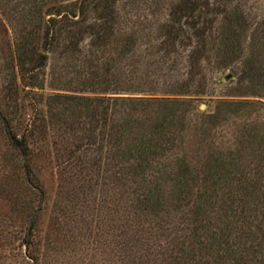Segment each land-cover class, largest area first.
I'll list each match as a JSON object with an SVG mask.
<instances>
[{"label":"trees","instance_id":"16d2710c","mask_svg":"<svg viewBox=\"0 0 264 264\" xmlns=\"http://www.w3.org/2000/svg\"><path fill=\"white\" fill-rule=\"evenodd\" d=\"M119 1L0 0V250L23 233L38 262L34 218L49 207L63 223H124L125 264H264V19L248 25L227 12L232 0H178L141 49L138 32L116 36ZM62 36L64 52L98 63L80 83L89 89L45 94ZM213 51L218 72L238 66L231 88L258 100L201 111L177 93L187 77L161 82ZM43 159L57 168L52 208Z\"/></svg>","mask_w":264,"mask_h":264},{"label":"rangeland","instance_id":"374dc122","mask_svg":"<svg viewBox=\"0 0 264 264\" xmlns=\"http://www.w3.org/2000/svg\"><path fill=\"white\" fill-rule=\"evenodd\" d=\"M174 1L178 0H120L117 4L118 25L115 29L116 36H119V33L121 34L119 37H122V34L123 36L127 33L134 34L132 32L133 30L138 32L141 37V49H144L146 45L154 43L159 35L155 21L161 19L160 17H163V15H167L168 7ZM232 1V5L226 7L227 12L229 13L234 8L239 10L245 15L248 25H254L264 19V0ZM5 10L7 13L8 10L6 8ZM227 15L231 16V14L223 13L219 19L221 20L222 17H227ZM48 18L45 16V20ZM64 39L65 36L60 37L58 47L49 54V62L45 69V94L66 93L63 89L69 82H74V86L72 87H76L77 83H79L81 89H89L86 86L83 88L80 83L83 81L86 82L87 78H84L83 75L90 70L93 63L95 66V63H98L94 62L96 59L94 56L93 59L91 58L92 62H89V58L85 60L84 56L86 55L84 54L75 55L74 53L64 52L63 48L67 46L64 43L66 41ZM83 44L82 46H87L86 43ZM83 53L86 52L83 51ZM97 54L98 58L101 55L104 56V53ZM175 58L180 57L175 56ZM1 63L0 77H2L4 71ZM219 63V53L217 54L213 51L209 63L203 60L195 68L193 73L188 75L184 74L181 77V71L172 72L169 75L165 71L164 75L161 74L159 77L161 82L168 80L174 85L180 80L179 78L187 77L184 80L185 82L180 80V83L186 84V86L188 85V88L183 87L177 90V93H186L188 96L184 97L195 98L196 104L201 111H213L215 101L218 99H259L250 97V94H248L250 90H233L231 86L237 81L238 76L236 77V72H238V66H231L228 69L218 72L217 67ZM159 66L156 65V67ZM182 72L185 73L183 70ZM160 80L158 79V81ZM202 84L205 86L208 85V87H202ZM139 87L138 84H135V89ZM204 88L206 93L207 91L211 92L213 96H209V93L197 94V96H191L194 94H189L191 91H202ZM176 98H183V96ZM31 143L33 150L38 152L42 144L41 140L35 139ZM1 165L0 168L2 167ZM36 165L40 170V177L45 185V189L49 197H51L50 205L52 208V205L57 200V197H54V191H56L57 185V168L44 159ZM7 169L9 168L7 167ZM161 189H165L164 185L158 187V190ZM36 204L38 205L39 202H36ZM5 209L7 210L4 204L0 202V210L5 211ZM55 213L48 207L46 211L37 215L35 217L36 219L34 218L41 229L38 236L34 237L37 244V252L35 255H39L38 262L28 259L26 256L27 250L25 245L22 244L25 236L23 233L20 234L16 247L0 250V257L3 259V262L6 264H125L126 258L121 245L122 237H120L124 223H98L97 220H94L93 223H69V221H64L63 223L62 219ZM14 253H17L15 257H13ZM150 259H152V256H150ZM157 259L158 261L160 260V258ZM147 264L154 263L149 262Z\"/></svg>","mask_w":264,"mask_h":264}]
</instances>
